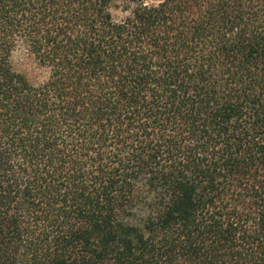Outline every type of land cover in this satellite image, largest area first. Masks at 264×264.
Segmentation results:
<instances>
[{
  "label": "trees",
  "instance_id": "obj_1",
  "mask_svg": "<svg viewBox=\"0 0 264 264\" xmlns=\"http://www.w3.org/2000/svg\"><path fill=\"white\" fill-rule=\"evenodd\" d=\"M0 264H264V0H0Z\"/></svg>",
  "mask_w": 264,
  "mask_h": 264
}]
</instances>
